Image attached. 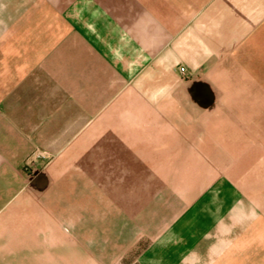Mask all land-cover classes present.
<instances>
[{"label": "crops", "instance_id": "obj_1", "mask_svg": "<svg viewBox=\"0 0 264 264\" xmlns=\"http://www.w3.org/2000/svg\"><path fill=\"white\" fill-rule=\"evenodd\" d=\"M262 24L264 0H0V118L12 119L0 127V264L126 260L148 233L146 183L172 165L126 154L115 168L83 157L78 129H33L36 119L74 112L115 129L183 107L209 126L223 87L255 84L249 43ZM35 145L60 153L29 178L18 166Z\"/></svg>", "mask_w": 264, "mask_h": 264}, {"label": "rangeland", "instance_id": "obj_2", "mask_svg": "<svg viewBox=\"0 0 264 264\" xmlns=\"http://www.w3.org/2000/svg\"><path fill=\"white\" fill-rule=\"evenodd\" d=\"M249 46L255 84L223 87L227 95L210 101L209 126L183 107L159 125L130 117L116 119L121 126L115 129H89L96 119L76 118L74 112L36 119L33 129H46L48 120L51 129H78L83 157H112L115 168L126 169V154L172 163L156 167L161 181L146 183L155 189L147 198L148 233L119 264H264V228L251 241L256 222L264 227V24ZM238 72L223 74L233 81ZM11 120L0 118V127H10ZM59 153L32 146L22 154L19 173L32 178Z\"/></svg>", "mask_w": 264, "mask_h": 264}, {"label": "built area", "instance_id": "obj_3", "mask_svg": "<svg viewBox=\"0 0 264 264\" xmlns=\"http://www.w3.org/2000/svg\"><path fill=\"white\" fill-rule=\"evenodd\" d=\"M179 70H180V72L184 73L186 71V68L184 66H180ZM121 264H123V263H121Z\"/></svg>", "mask_w": 264, "mask_h": 264}]
</instances>
